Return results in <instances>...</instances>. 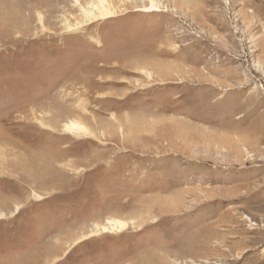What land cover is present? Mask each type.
<instances>
[{
  "label": "rangeland",
  "instance_id": "1",
  "mask_svg": "<svg viewBox=\"0 0 264 264\" xmlns=\"http://www.w3.org/2000/svg\"><path fill=\"white\" fill-rule=\"evenodd\" d=\"M154 3L0 0V264H264V0Z\"/></svg>",
  "mask_w": 264,
  "mask_h": 264
},
{
  "label": "bare ground",
  "instance_id": "2",
  "mask_svg": "<svg viewBox=\"0 0 264 264\" xmlns=\"http://www.w3.org/2000/svg\"><path fill=\"white\" fill-rule=\"evenodd\" d=\"M148 1V6L147 7H144L143 8V10L144 11H155L154 9L156 8V5H155V3H154V0H147ZM143 2V1H142ZM141 2V3H142ZM185 5H187V6H189V4L190 3H184ZM143 5V4H142ZM258 10V9H257ZM108 15H110V13H108V12H103V13H101V14H99L98 16L99 17H104V16H108ZM206 15V14H205ZM111 16V15H110ZM187 16V15H186ZM262 16V15H261ZM261 49V47L259 48V50ZM262 51V50H261ZM82 128L79 126V125H77V124H70V125H66L65 126V130L66 131H68V132H71V131H80ZM252 259V258H251ZM255 259V258H254Z\"/></svg>",
  "mask_w": 264,
  "mask_h": 264
}]
</instances>
